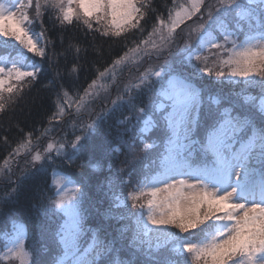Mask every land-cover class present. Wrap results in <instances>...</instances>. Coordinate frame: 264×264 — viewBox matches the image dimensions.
<instances>
[{"label": "snow or ice", "instance_id": "1", "mask_svg": "<svg viewBox=\"0 0 264 264\" xmlns=\"http://www.w3.org/2000/svg\"><path fill=\"white\" fill-rule=\"evenodd\" d=\"M163 7L159 11L154 0H0V47L16 49L0 55V114L37 80L42 69L35 57L58 63L71 52L76 62L67 75L81 71L88 48L70 40L50 54L46 15L53 28L78 25L85 36L119 40L124 48L106 67H96L82 90L59 86L55 111L39 135L24 133L14 146L3 138L11 150L0 160V181L14 186L0 194V203L12 200L22 181L51 168V194L41 197L39 208L58 217L51 238L42 232L31 247L25 225L12 221L11 231L0 233L3 264H133L120 258L115 238L85 229L83 181L61 170H98L84 158L88 142L100 123L124 108L127 114L109 127L115 130L110 151L120 165L106 187L108 214L127 221L119 232L131 233L128 247L148 257L144 264H264V0H166ZM132 35L142 38L129 42ZM173 49L174 58L162 60ZM152 60L157 63L140 71ZM125 68L138 75L120 85ZM205 77L243 87L209 94L201 118L205 86L197 83ZM55 78L63 76L56 71ZM113 87L116 95L92 116L93 105ZM85 114L89 118L80 119ZM70 115L77 118L73 138L52 136V125ZM22 157L30 168L13 180Z\"/></svg>", "mask_w": 264, "mask_h": 264}, {"label": "trees", "instance_id": "2", "mask_svg": "<svg viewBox=\"0 0 264 264\" xmlns=\"http://www.w3.org/2000/svg\"><path fill=\"white\" fill-rule=\"evenodd\" d=\"M166 0H154V6L159 11H164V4ZM167 3H171V0H167ZM152 19L147 25L151 27ZM54 21H50L47 15L44 17V26L49 29L47 36L54 41V45L49 48L51 54L53 48L56 52L63 51L67 48L69 41L81 44L82 47H87L88 52L85 55L81 53L80 63L82 64L81 71L77 76L69 77L67 70L71 67V64L76 62L73 59L71 52L67 54V59L61 57L59 62H50L45 59L41 61V58L35 57V61L41 64L42 71L38 74V78L33 82L30 89H25L22 98H20L14 108L3 114H0V160L11 149L3 143V138L7 139L15 144L18 138H22L24 133L33 132L34 136L39 135V129L48 126V118L55 111L54 100L56 93L59 90V86L63 84L68 88L70 92L75 89L82 90L88 82L95 76V68L99 67L103 69L114 58L124 51L122 41L101 39L96 35L93 40V35L85 36L84 31L80 26H69L67 29H60L58 26L53 28ZM35 30L40 31L39 23L35 25ZM146 35V33H145ZM63 36V45L60 42V38ZM142 37L135 35L129 36V42L136 39L137 41ZM99 49V53L93 51L92 45ZM183 44V41L180 42ZM16 49L0 47V55L10 54L15 55ZM29 59H32V54H28ZM164 58H162L163 60ZM161 60V62H162ZM170 60V59H169ZM157 63V61L155 62ZM56 71H59L63 79L55 78ZM137 71H133V76L137 75ZM55 78V85L49 86V82ZM121 85L126 82L127 79L121 78ZM197 86H205L204 101L205 103L201 108V118L204 112L208 108L207 98L209 94H215L218 91H222L227 94L229 92L240 91L243 87L241 84H220L214 82V78L205 77L202 83L198 82ZM253 94H258L259 89H249ZM102 107H98L95 112ZM127 114V109H118L115 113L111 114L105 122L99 124L96 134L92 135L89 142L85 159H90L92 163H98L99 169L93 170L91 167H85L83 169L68 168L64 166L62 171L71 175L72 179L81 182L85 190V199L82 203V209L85 215V229H98L101 236H106L107 239H116V248L119 250L121 259L130 260L133 264H144L148 260V257L143 253H134L131 248L128 247V241L131 238V233L121 235L119 229H121L123 223L127 221H118L112 219L107 210L110 203V193L107 192L106 178H108L120 165L119 159L111 153L110 149L114 146L115 130L109 132V127L115 124V121ZM55 131L51 133L52 136H60L65 133L61 124L55 123ZM23 130V131H21ZM158 132L152 134L153 138L158 136ZM71 133H68V137H71ZM47 138L41 141V147L46 143ZM121 157L120 159H122ZM27 157L22 158L20 161L24 164ZM59 161L57 164L59 165ZM147 163V161H145ZM111 165V170L109 166ZM22 166L19 162L17 166L13 168V174L11 179L15 180L19 177L21 170L17 168ZM51 168H48L47 172H39L32 175L29 179L21 182L17 193L13 196V199L8 203H0V233L10 230L12 221L23 222L26 227V245L31 247L33 242L40 236L42 232H45L49 238L55 230L58 217L51 215H45L39 208L41 204V197L45 194H51L49 185L51 183L50 176ZM14 185L7 183L6 181H0V194L8 191ZM91 233H88L90 235ZM87 235L85 236V240ZM3 240L0 239V247L3 244ZM57 249L55 246L52 248V255L56 254ZM3 264V262H0Z\"/></svg>", "mask_w": 264, "mask_h": 264}, {"label": "rangeland", "instance_id": "3", "mask_svg": "<svg viewBox=\"0 0 264 264\" xmlns=\"http://www.w3.org/2000/svg\"><path fill=\"white\" fill-rule=\"evenodd\" d=\"M182 41H183V40L181 39V40L179 41V43L182 42ZM175 51H176V50L173 49L172 54H171V55H167L166 57H164V59H165V58H166V59H170V60L173 59L174 56H175ZM155 62H156L155 60H152V61H145L143 64H141V65L139 66V67H140V71H143V68L146 67L148 63H155ZM133 71H136V68H131V69L125 68V69H124V72H123V74H122V76H121V78L124 77V79H128L130 74L133 75ZM137 75H138V73H137ZM121 78H120V79H121ZM126 81H127V80H126ZM121 83H122V80L120 81V85H121ZM116 92H117V88H116V87H113V89L111 90L110 94H109L107 97L102 98L101 101H98L95 105H93L94 109L96 110L98 107H103V106H104V100H107V101L110 102V100L112 99V97H114V96L116 95ZM98 111H100V110H98ZM98 111H97V112H98ZM94 115H95V111L92 113V116H94ZM88 118H89V116H88L87 114H85V115H83L82 117H80V119H88ZM75 119H77L75 116H71V115H70V116H68V117H65V119H64L63 122H59V123L61 124V126H62V128L64 129L65 132H67V133H71V135H72L70 125H71L72 121L75 120ZM52 127H54V129L56 128L55 125H52ZM52 133H53V132H52ZM76 134H79V132H77ZM72 138H73V136L68 137L69 140H71ZM45 141L47 142V139H46ZM22 158H24V157H22ZM22 158H21V159H22ZM21 159H20V160H21ZM20 160H19V162H20V164H21L22 166L18 167V168H17L18 170H21V169L24 168V164H23ZM50 176H51V172H50ZM10 231H11V226H10V230H9L8 232H10ZM2 249H3V247H2L0 250H2Z\"/></svg>", "mask_w": 264, "mask_h": 264}]
</instances>
